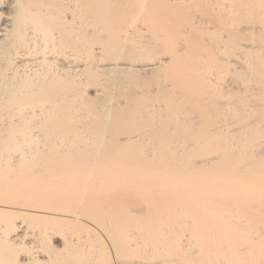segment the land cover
<instances>
[{
  "label": "bare ground",
  "instance_id": "6f19581e",
  "mask_svg": "<svg viewBox=\"0 0 264 264\" xmlns=\"http://www.w3.org/2000/svg\"><path fill=\"white\" fill-rule=\"evenodd\" d=\"M0 264H264V0H0Z\"/></svg>",
  "mask_w": 264,
  "mask_h": 264
}]
</instances>
